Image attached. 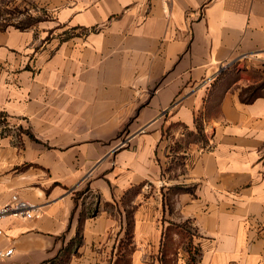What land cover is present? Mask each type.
<instances>
[{
	"label": "crops",
	"instance_id": "crops-1",
	"mask_svg": "<svg viewBox=\"0 0 264 264\" xmlns=\"http://www.w3.org/2000/svg\"><path fill=\"white\" fill-rule=\"evenodd\" d=\"M21 1L0 207L41 215L0 220V264H264V0Z\"/></svg>",
	"mask_w": 264,
	"mask_h": 264
},
{
	"label": "rangeland",
	"instance_id": "rangeland-1",
	"mask_svg": "<svg viewBox=\"0 0 264 264\" xmlns=\"http://www.w3.org/2000/svg\"><path fill=\"white\" fill-rule=\"evenodd\" d=\"M39 12V10H37ZM44 14L37 13L33 15V6L31 3L21 1L17 3V0H0V28L8 26L13 27H35L39 28L40 24L38 21L43 19ZM236 77L229 76L225 78V82L232 83ZM263 85V83L257 86L242 87L241 93L249 92L254 88ZM262 91L259 92L261 94ZM20 131L17 122L9 118V116L3 112H0V132L3 133H14L17 134Z\"/></svg>",
	"mask_w": 264,
	"mask_h": 264
},
{
	"label": "built area",
	"instance_id": "built-area-1",
	"mask_svg": "<svg viewBox=\"0 0 264 264\" xmlns=\"http://www.w3.org/2000/svg\"><path fill=\"white\" fill-rule=\"evenodd\" d=\"M40 213L36 205L31 204L28 201L20 199L17 195H13L10 202L0 207V220L7 217H22L26 219L38 218ZM4 234L3 229L0 227V237ZM14 250H3L0 248V261L10 258L13 255Z\"/></svg>",
	"mask_w": 264,
	"mask_h": 264
},
{
	"label": "trees",
	"instance_id": "trees-1",
	"mask_svg": "<svg viewBox=\"0 0 264 264\" xmlns=\"http://www.w3.org/2000/svg\"><path fill=\"white\" fill-rule=\"evenodd\" d=\"M17 28L24 30V29H27L29 27H17ZM262 89H264V84L254 88L253 90H250L249 92L246 91V92H244V94L242 93L243 101L246 103L253 102L260 95L259 92L262 91ZM196 123H197V128L199 130V136L202 139L203 128H202V121L200 120V118H197ZM80 243H81L80 241H77L78 245ZM68 259H69L68 254L66 252H64L60 256L56 257L55 259H53L51 261L45 262L44 264H67Z\"/></svg>",
	"mask_w": 264,
	"mask_h": 264
}]
</instances>
